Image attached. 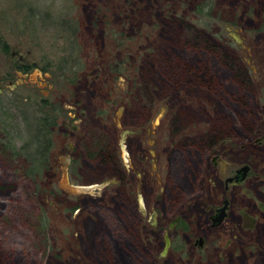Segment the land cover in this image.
I'll use <instances>...</instances> for the list:
<instances>
[{
	"label": "rangeland",
	"instance_id": "rangeland-1",
	"mask_svg": "<svg viewBox=\"0 0 264 264\" xmlns=\"http://www.w3.org/2000/svg\"><path fill=\"white\" fill-rule=\"evenodd\" d=\"M263 23L264 0H0V264H116L125 253L139 264H264V160L249 157L225 222H206L222 178L253 148L246 135L264 129ZM209 46L233 74L244 67L245 87ZM197 56L213 61L211 86ZM216 83L242 106L227 108ZM78 92L87 127L66 139L59 128ZM219 125L218 140L231 139L199 148ZM126 129L141 132L121 143ZM241 139L249 149L212 169L209 147ZM67 142L78 153L69 169ZM98 145L107 161L87 155ZM90 184L104 185L70 189Z\"/></svg>",
	"mask_w": 264,
	"mask_h": 264
},
{
	"label": "flooded vegetation",
	"instance_id": "flooded-vegetation-1",
	"mask_svg": "<svg viewBox=\"0 0 264 264\" xmlns=\"http://www.w3.org/2000/svg\"><path fill=\"white\" fill-rule=\"evenodd\" d=\"M264 24V23H263ZM236 42L238 44H241V41L239 39L236 40ZM20 60H23L22 57H20ZM28 64L26 63H21L19 61L18 64V68H21L22 70H19L21 72L23 71H27L24 70V68H27ZM97 78V77H95ZM83 82L82 85H80ZM78 87V88H77ZM77 89L79 92H82L84 94L87 95V93L89 92V82L87 80V78H79V82L76 85V92ZM1 91V90H0ZM75 93V100H72V103L69 105L68 107V117L67 119H63V125H61V128H59L60 132H58V134H60L62 137H65L66 139H75V135L79 132V128L81 126L86 125L87 127V122H88V114L86 113V111L82 110V95H80V93ZM56 112V111H55ZM50 115H48L47 118V122H54L55 117L57 116V114L53 113H49ZM51 119V120H50ZM232 129V128H231ZM126 130H130V129H126ZM215 130H221V131H228L227 128H224L222 125H219L218 128H216ZM133 133H128L126 134V137L130 136V135H134V134H139L141 131L140 130H132ZM149 133L152 135V129L148 130ZM214 131V130H212ZM219 137V136H217ZM233 137V136H231ZM243 137V136H242ZM246 139L249 140L252 145L253 148L250 149V151L248 152V158L245 161H240L238 167H234L233 169H231V171L226 174L223 178H222V184H223V189H222V194L220 197L219 202L216 204L215 207L209 208V214L208 217L206 219L207 224L209 225V228H218L219 226H221L227 216H228V212L230 211L232 204H233V199H232V192L233 190L236 189H240V188H244V182L245 180L248 178V176L252 173V169L249 161V157L254 160L256 158H259L261 160H264V129L263 128H257V129H252L251 133H248V135H246ZM224 139H231L230 137L224 136L221 140H218L216 143L217 144H221V142ZM89 140L84 141L85 145H89ZM242 142V139L238 142V144H235V148L234 147H229L228 149H224V148H219L216 145L211 146V148L209 149L208 153V157L209 160L211 162L212 165V169H215V167L217 166L218 160H227L230 159L231 154H237L239 155V153L241 151H245L248 150L249 146L247 145V142ZM67 147L64 148L65 149V155H64V161H65V165L68 166L69 169V165H71L73 162H75L76 159H78V153L76 152L75 149V145H72L70 142H67ZM106 161L110 158L109 155L106 156ZM104 161V160H103ZM228 164H224L223 166H225V170L227 169ZM209 166V167H210ZM247 166V168L245 169V173L243 174V172L240 170L242 167ZM208 167V168H209ZM67 169V168H66ZM254 171H257L256 169H254ZM255 180L256 183L260 182H264V173L262 174H256L255 175ZM238 192V191H237ZM258 193L260 195H263V191H258ZM240 195V193H239ZM235 199V198H234ZM222 207H224V212L225 215L222 219V221L215 226H212V216L215 215L217 213L218 210H220ZM247 207V206H246ZM255 208L258 209L256 203H255ZM243 210H247V209H243ZM180 220V217L177 216L175 218V220L173 221V225L172 223L170 224V226L165 229V234L168 233V230L170 229V227L176 225V223ZM201 238L198 237L197 242L201 243ZM165 243V241H164ZM170 243V241H169ZM169 246V245H168ZM167 246V247H168Z\"/></svg>",
	"mask_w": 264,
	"mask_h": 264
},
{
	"label": "trees",
	"instance_id": "trees-1",
	"mask_svg": "<svg viewBox=\"0 0 264 264\" xmlns=\"http://www.w3.org/2000/svg\"><path fill=\"white\" fill-rule=\"evenodd\" d=\"M192 48H194V47L192 46ZM213 50H214V46H209L208 49H206V50L204 49L203 50V53L206 56H208ZM195 52L197 53V51H195ZM212 53L214 54V56H216V58H214V61L218 65V68L220 70L222 69V70L228 72L230 74L231 79L233 77L234 80L238 79L239 81H241L240 83H242V85L244 84V87H245L246 77L244 75L245 74L244 67L243 68L236 69L234 71V74H233V72L231 70L232 60L229 57H227V56H225L222 59V57L220 58V55H217L216 52H212ZM197 55H199V54L197 53ZM194 62H195V66H194L193 69L197 72V74L200 77H204V79L206 81H209L208 84L211 86L212 83L215 82L214 76L211 73L212 72V69H214L213 61L210 60V59H208V57H200V56H197L196 59L194 60ZM202 64H203V66L201 67ZM205 66H206V69L204 68ZM193 69H190V70H193ZM207 70H208L209 73L207 72ZM240 83L237 86H242ZM224 89H226V91H228L226 87L225 88L223 87V89H222L221 88V85H218L216 83V85H215V91H217V94L220 93V94L223 95V97L222 98L220 97V99L222 100L224 98V105L227 108H229L228 105H235V103H237L236 102L237 100L236 99L230 100V96L225 93V90ZM242 90H244L245 92L248 91L247 89H242ZM240 91H241V89L239 90L238 88H236L232 92L233 93H238V94L244 92V91H242V92H240ZM241 96H244V95L241 94ZM232 97L237 98V96H232ZM237 105H239V104L237 103ZM241 106L242 105H239L238 108L241 107ZM236 107H232L231 110L232 109L233 110L236 109ZM245 110L247 111L246 108H245ZM217 136H219V133L216 130L211 131L209 133L208 137L205 138V139H203L205 145H200L199 148L205 149L207 143H213V142L215 143L219 139V137H217ZM195 143L196 142H194V144ZM209 148H211V146ZM105 149H106V146L105 145H98V147H94V149H92V146H88L87 149H85V151H86L87 155H90L91 157H97V158H100V159H103L104 161H106V159H107L106 156L107 155H106V152H104ZM186 172H187V175H188L189 174V171H186ZM187 175H186V177H187ZM186 180H187V178H186ZM125 254L126 255H124V257L120 255L121 259L118 258L120 260L117 261L116 264H122V263H125V262H126V264H139V261L136 260V254L137 253H135V255L132 254V253H129V254L125 253ZM112 263H113L112 261H108L107 262V264H112ZM18 264H23V263L18 262ZM27 264H32V263L28 262ZM102 264H103V262H102Z\"/></svg>",
	"mask_w": 264,
	"mask_h": 264
},
{
	"label": "water",
	"instance_id": "water-1",
	"mask_svg": "<svg viewBox=\"0 0 264 264\" xmlns=\"http://www.w3.org/2000/svg\"><path fill=\"white\" fill-rule=\"evenodd\" d=\"M162 109L160 110V113L157 115V117L155 118V121L153 123V125H155L156 123L159 122L160 120V117L162 115ZM128 133H133L132 130H124L120 133V137H121V140L120 142L123 143L124 142V138L126 136V134ZM247 168V166H244L242 167L240 170L243 172V174L245 173V169ZM66 175V167H63V183L65 184V176ZM102 184H90V185H84V186H81V185H76V186H72L70 187V189H72L73 191H75L76 193H88L90 190H92L94 187L97 188L99 186H101ZM104 185V184H103ZM102 185V186H103ZM225 215V212H224V207H222L220 210L217 211V213L215 215L212 216V226H215V225H218L223 217ZM164 241H165V249L167 248V246L169 245V239L167 237V234H165L164 236Z\"/></svg>",
	"mask_w": 264,
	"mask_h": 264
}]
</instances>
